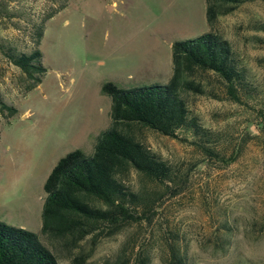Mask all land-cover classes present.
<instances>
[{"label":"rangeland","instance_id":"rangeland-1","mask_svg":"<svg viewBox=\"0 0 264 264\" xmlns=\"http://www.w3.org/2000/svg\"><path fill=\"white\" fill-rule=\"evenodd\" d=\"M64 5L44 23L39 49L46 73L38 86L24 91L19 68L0 51V98L16 108L9 118L0 113V222L37 233L60 264H71L40 233L48 173L73 149L91 154L109 126L104 81L124 88L165 84L171 44L210 29L204 0H0V45L28 52L33 24ZM263 23L264 1L254 0L219 16L212 28L246 68L250 90L239 102L226 98L212 73L201 76L205 93L186 95L190 112L212 131L217 155L196 146L186 130L178 131L181 139L136 130L172 165L179 184L160 188L150 221L102 238L85 264L114 262L121 252L127 264H140V248L149 264H165L168 242L185 253L186 264H264ZM140 183L132 173L129 184ZM79 250L89 252V237L73 253Z\"/></svg>","mask_w":264,"mask_h":264},{"label":"trees","instance_id":"trees-1","mask_svg":"<svg viewBox=\"0 0 264 264\" xmlns=\"http://www.w3.org/2000/svg\"><path fill=\"white\" fill-rule=\"evenodd\" d=\"M204 1L210 30L171 44L172 73L168 81L130 88L104 81L100 92L110 98L109 126L96 137L91 154L73 149L60 157L48 173L43 184L46 195L40 233L49 244L62 250L71 264H85L102 238L117 233L127 224L144 218L150 221L161 204L160 188H167L169 183L179 184V175L172 165L152 151L136 135V130L149 129L176 139H181L179 130H186L194 137L196 146L216 156L209 145L213 133L190 112L186 95L205 93L201 76L206 73L217 77L226 98L232 101L239 102L240 94L250 90L246 68L240 64L230 42L212 28L219 16L254 0ZM64 7L47 13L39 23L33 24L30 36L33 45L28 52L13 45H0L1 53L19 68L24 91L38 86L46 73L39 49L44 23ZM260 28L264 30V23ZM0 113L9 118L16 108L0 98ZM132 173L140 178L138 188L129 184ZM146 182L154 184L157 190H149ZM87 237L89 252L73 253ZM166 247L165 264H186L185 253L176 243L168 242ZM136 260L149 264L142 248L136 252ZM127 263L128 257L121 252L114 262L102 264ZM0 264L60 262L37 233L0 222Z\"/></svg>","mask_w":264,"mask_h":264}]
</instances>
